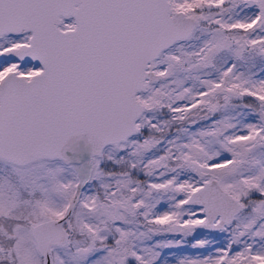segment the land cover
I'll list each match as a JSON object with an SVG mask.
<instances>
[{
    "label": "rangeland",
    "instance_id": "rangeland-1",
    "mask_svg": "<svg viewBox=\"0 0 264 264\" xmlns=\"http://www.w3.org/2000/svg\"><path fill=\"white\" fill-rule=\"evenodd\" d=\"M170 1L195 27L149 63L156 79L138 92L139 130L96 158L69 215V240L51 247L53 264H264V0ZM28 38L0 36V79L40 69L2 55ZM246 94L257 105L242 102ZM107 158L129 170L98 168ZM85 169L0 158V264L41 263L32 226L65 211ZM210 178L242 204L220 230L199 228L203 208L183 203Z\"/></svg>",
    "mask_w": 264,
    "mask_h": 264
},
{
    "label": "water",
    "instance_id": "water-1",
    "mask_svg": "<svg viewBox=\"0 0 264 264\" xmlns=\"http://www.w3.org/2000/svg\"><path fill=\"white\" fill-rule=\"evenodd\" d=\"M64 18L73 25L62 28ZM196 22L170 0H0V36L29 33L2 55L40 66L30 76L9 70L0 79V158L86 167L65 211L32 226L40 264H53L51 247L69 240L73 204L103 148L138 132L145 108L138 92L156 79L149 63ZM183 203L203 208L197 226L206 230H220L242 208L216 178Z\"/></svg>",
    "mask_w": 264,
    "mask_h": 264
},
{
    "label": "trees",
    "instance_id": "trees-1",
    "mask_svg": "<svg viewBox=\"0 0 264 264\" xmlns=\"http://www.w3.org/2000/svg\"><path fill=\"white\" fill-rule=\"evenodd\" d=\"M177 6H180V5L177 4ZM241 100H242V102H244L246 104H249V105H251L253 107L255 105H257V102L255 101L253 96L250 95V94L244 95L241 98ZM142 133H144L145 135H149V134H155V133H157V131H154V130H149V131L142 130ZM98 168L102 169L105 172L116 174L117 172L122 171L124 169L129 170V164H128V162H125V161H115V160L107 158V159H104L101 163L98 164ZM137 171H138V169L135 168V169L131 170L130 172H131L133 177L143 178V175L140 174V171H138V174H136ZM258 195H260V194H256L255 195V193H254L250 197L251 198H256V197H258Z\"/></svg>",
    "mask_w": 264,
    "mask_h": 264
},
{
    "label": "flooded vegetation",
    "instance_id": "flooded-vegetation-1",
    "mask_svg": "<svg viewBox=\"0 0 264 264\" xmlns=\"http://www.w3.org/2000/svg\"><path fill=\"white\" fill-rule=\"evenodd\" d=\"M72 25H73V24H72ZM69 27H71V26H69ZM62 28H67V27H62ZM25 43H26V42H23V43H21V45H22V44H25ZM17 46H18V45H17Z\"/></svg>",
    "mask_w": 264,
    "mask_h": 264
}]
</instances>
